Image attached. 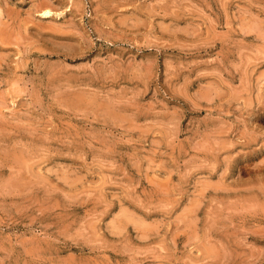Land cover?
I'll use <instances>...</instances> for the list:
<instances>
[{
    "label": "rangeland",
    "instance_id": "374dc122",
    "mask_svg": "<svg viewBox=\"0 0 264 264\" xmlns=\"http://www.w3.org/2000/svg\"><path fill=\"white\" fill-rule=\"evenodd\" d=\"M0 264H264V0H0Z\"/></svg>",
    "mask_w": 264,
    "mask_h": 264
},
{
    "label": "bare ground",
    "instance_id": "6f19581e",
    "mask_svg": "<svg viewBox=\"0 0 264 264\" xmlns=\"http://www.w3.org/2000/svg\"><path fill=\"white\" fill-rule=\"evenodd\" d=\"M49 13V11H45L44 14ZM47 15V14H46Z\"/></svg>",
    "mask_w": 264,
    "mask_h": 264
}]
</instances>
